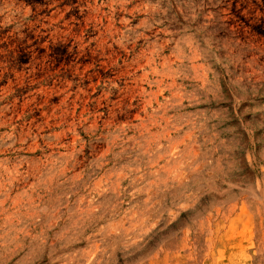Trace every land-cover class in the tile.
Wrapping results in <instances>:
<instances>
[{"label":"rangeland","instance_id":"obj_1","mask_svg":"<svg viewBox=\"0 0 264 264\" xmlns=\"http://www.w3.org/2000/svg\"><path fill=\"white\" fill-rule=\"evenodd\" d=\"M52 2L0 15V264H264V0Z\"/></svg>","mask_w":264,"mask_h":264},{"label":"clouds","instance_id":"obj_2","mask_svg":"<svg viewBox=\"0 0 264 264\" xmlns=\"http://www.w3.org/2000/svg\"><path fill=\"white\" fill-rule=\"evenodd\" d=\"M14 2L15 0H11V2H9V0H5V4L3 6H0V15L7 14V16L9 17L3 22L4 26L12 24L14 22V18L18 17V22H16L15 32L18 42H22L27 38L24 35V33L21 31V29L24 26L23 22L27 21L28 17L32 15V9L24 8L22 10L21 8L14 7ZM124 2L127 3L129 2V0H124ZM57 3H59V0H53L52 7H55ZM43 10H44L43 8L40 9V11ZM47 27L51 29L52 25H48ZM3 43H5V41L0 40V44ZM81 43L83 44V42ZM88 43L90 44L91 41H89ZM83 47H87V45H84ZM83 47L81 49V55L84 54ZM0 51H3V49H0Z\"/></svg>","mask_w":264,"mask_h":264}]
</instances>
